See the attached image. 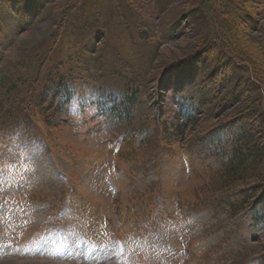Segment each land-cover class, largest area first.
<instances>
[{
  "label": "rangeland",
  "instance_id": "obj_1",
  "mask_svg": "<svg viewBox=\"0 0 264 264\" xmlns=\"http://www.w3.org/2000/svg\"><path fill=\"white\" fill-rule=\"evenodd\" d=\"M32 4L0 1V264H264V220L228 204L248 187L214 198L177 118L213 71L211 0ZM219 4L216 43L264 76V0Z\"/></svg>",
  "mask_w": 264,
  "mask_h": 264
},
{
  "label": "trees",
  "instance_id": "obj_2",
  "mask_svg": "<svg viewBox=\"0 0 264 264\" xmlns=\"http://www.w3.org/2000/svg\"><path fill=\"white\" fill-rule=\"evenodd\" d=\"M0 1L9 5L15 15H23L25 19L34 18L32 0ZM29 6L31 9L28 8ZM211 8L213 40L209 42V49L194 62L195 65L201 64L207 69L212 68L213 71H208L201 79L194 100L188 107L182 108L183 112L180 109L181 113L177 114V118L181 120L182 115L184 123L192 125V129L201 131L198 130V133L196 131L197 135L187 140L190 151L202 160L215 159L214 161L219 164V169L211 173L214 198L224 200V196H229L246 185L249 190L240 194L244 200H240V204L237 205V202L229 200L228 204L232 210L249 211L253 220L262 221L264 220V76L258 74L252 62L247 61L242 65L239 56H235L229 50L222 51L214 36L224 29V22H228V18L223 16L219 0H211ZM242 11V9L236 11L237 17L239 15L240 18ZM229 17L231 23L239 19L234 15ZM191 76L195 79L193 74ZM59 78L66 83L67 78L61 75ZM232 82L234 83L231 84ZM230 84L232 86L228 88ZM68 88L71 89L69 85ZM46 90L45 87L39 92L34 102L39 108L38 111L43 110L42 113L45 111L44 104L49 98ZM186 101L184 100L182 104L185 105ZM206 106L211 107L208 110L209 116L202 120L203 127L197 126L200 112ZM212 117H216L218 121L208 123ZM179 125L183 123L180 122ZM179 125L176 128H179ZM260 207L263 208L260 210Z\"/></svg>",
  "mask_w": 264,
  "mask_h": 264
}]
</instances>
